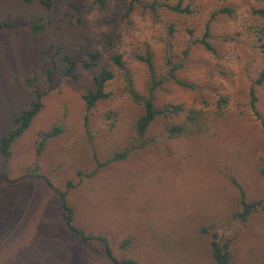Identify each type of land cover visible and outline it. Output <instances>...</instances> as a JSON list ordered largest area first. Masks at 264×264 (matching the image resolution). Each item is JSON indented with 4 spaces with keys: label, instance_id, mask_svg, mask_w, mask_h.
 Wrapping results in <instances>:
<instances>
[{
    "label": "rangeland",
    "instance_id": "obj_1",
    "mask_svg": "<svg viewBox=\"0 0 264 264\" xmlns=\"http://www.w3.org/2000/svg\"><path fill=\"white\" fill-rule=\"evenodd\" d=\"M130 1L54 0L47 9L40 0H0V19L10 23L0 30V138L24 108L42 103L7 166L0 152V172H8L0 176V264H213V232L231 240L230 264H264V81L257 83L264 18L256 12L264 0H184L190 13L164 5L180 0H141L127 14ZM223 6L233 13L212 15ZM207 23L214 51L198 41ZM147 50L158 75L171 57L182 62L178 76L194 85L165 82L158 106L196 107L219 118L204 135L165 139L167 119L160 117L146 136L156 142L89 177L94 153L106 161L140 145L134 125L143 108L111 57L123 56L144 94L149 71L138 55ZM90 51L100 58L85 68ZM64 56L76 62V79ZM105 66L116 73L110 96L87 111L83 95ZM55 126L62 132L38 153L41 132ZM237 183L248 201L262 202L246 222L234 216L241 210ZM64 191L74 224L106 236L113 256L103 241L70 232Z\"/></svg>",
    "mask_w": 264,
    "mask_h": 264
},
{
    "label": "trees",
    "instance_id": "obj_2",
    "mask_svg": "<svg viewBox=\"0 0 264 264\" xmlns=\"http://www.w3.org/2000/svg\"><path fill=\"white\" fill-rule=\"evenodd\" d=\"M28 3L34 2V0H23ZM41 4L45 6L47 9L52 8L54 4V0H40ZM100 6H105L107 0H95ZM141 0H131L129 3V11L127 14L131 13L135 7L136 3H140ZM184 0H180L177 4H164L166 7L174 10L178 13H190L192 9L189 6H184ZM233 8L230 6H223L212 15L216 16L218 14H232ZM259 15L264 18V9L256 10ZM10 26L9 22L3 21L0 19V30L6 29ZM34 31L38 32L42 30L41 25L33 26ZM173 30V27L171 28ZM258 33L261 35L260 40L264 38V21L262 24H259ZM210 24L207 23L205 27L204 35L198 40L201 44H203L208 50L214 51V45L210 41ZM264 44V43H263ZM100 58V52L98 51H90L89 52V60L83 61V66L85 68H90L96 64L98 59ZM138 58L146 63L149 71V80L146 85L145 93L142 94L135 88L133 76L129 70L126 69L125 62L123 60V56L121 54H114L111 57V61L113 64L117 65L120 69L123 70L124 80L126 83V90L130 97L134 102L140 104L143 108L142 114L136 119L134 129L136 131L137 137L140 140L139 146L127 147L122 151H118L114 153L110 158L106 161H101L98 159L96 153H94L95 160L97 162V166L93 171L87 174V176L91 177L98 169L107 166L108 164L120 160L126 159L132 152L145 148L150 142H156V139H148L146 136L148 135V131L152 127L153 123L160 117H164L167 119L166 129L162 133L165 139H174L177 137H185V138H194L201 135L206 134L211 128V123L214 118L218 119L219 114H216L215 117H212L211 111H205L201 108L191 107L185 109L182 105H163L158 106L156 103V91L167 81H175L178 84L193 88L194 85L182 78H180L177 74V70L180 68L182 62L174 63L171 57L167 59V65L169 69L167 73L163 76L158 75L153 59V53L150 50H147L145 54L138 55ZM64 59L71 64L68 75L72 78H77L78 76L75 74V64L76 62L71 60L69 56H64ZM116 77V73L112 68L103 67L101 71L95 75L94 83L92 86L88 87L83 95L86 109L90 111L93 107L97 105V103L101 100H104L110 96V92L106 90L107 85ZM264 81V70L260 72V76L257 79L258 84H262ZM42 108V103L38 100L31 107L24 108L22 113L15 118L14 126L12 129L0 138V152L5 158V163L7 166V162L11 156V147L15 143V141L23 135V133L32 125L34 119L39 114ZM87 120V118H86ZM63 128L61 126H55L46 131H42L41 135L43 136L41 140H39L38 144V153H41L46 141L53 137L57 136L62 132ZM7 170V168H6ZM261 172L264 175V166L261 168ZM81 174V173H80ZM0 176L8 178V172L6 171L4 174L0 172ZM240 189V204L241 210L234 214L236 219H240L243 222L248 221L251 215L262 205L261 201H248L246 199V194L241 185L237 183ZM69 186L73 185L69 183ZM61 193V201L64 206L67 219L66 225L70 232L81 238L83 241L90 242L92 240H101L104 242L107 252L109 255L113 256L112 250L109 247V239L106 236L102 235H91L86 233V231L77 225L74 224V214L73 209L68 205L66 200L67 191L60 192ZM204 232H208V228H203ZM213 239L211 241V256L213 259V264H230L232 259V249H231V240L222 241L218 238V234L216 232L212 233ZM128 242V240H126ZM116 259V258H115ZM117 260V259H116ZM118 264H140V262L134 258L126 259L125 261H118Z\"/></svg>",
    "mask_w": 264,
    "mask_h": 264
}]
</instances>
